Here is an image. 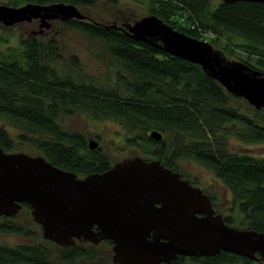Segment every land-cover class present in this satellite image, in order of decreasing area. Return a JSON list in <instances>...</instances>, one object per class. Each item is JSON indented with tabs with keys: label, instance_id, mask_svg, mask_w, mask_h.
I'll use <instances>...</instances> for the list:
<instances>
[{
	"label": "trees",
	"instance_id": "1",
	"mask_svg": "<svg viewBox=\"0 0 264 264\" xmlns=\"http://www.w3.org/2000/svg\"><path fill=\"white\" fill-rule=\"evenodd\" d=\"M57 2L93 5L91 0H8L7 4ZM148 14L215 48L223 35L236 37L239 42L233 43L229 37L221 49L226 57L237 55L234 59L264 71L262 3L148 0ZM62 23L95 45L113 80L86 72L75 55H63L64 49L54 38L26 33L11 43L13 35L0 31V147L6 152L21 151L20 144H29L53 165L79 177L103 172L112 166L110 159L98 146L89 149L88 140L64 128L62 122L73 113L112 120L129 133L125 140L129 145L140 147V156L158 160L191 185L196 183L185 177L180 161L190 159L204 167L229 191L231 211L242 220L236 224L231 215H223L224 222L264 232V156L229 149L231 139L246 144L264 142V108L255 109L242 97L228 93L199 65L134 40L120 29L87 16ZM233 48L243 55L234 54ZM8 128L15 129L16 135L12 137ZM151 130L161 133L160 141L149 139ZM22 205L21 210L28 211V204ZM0 233L35 238L16 215L0 216ZM103 243L77 241L58 246L41 239L0 244V264H91L102 260L112 264V243ZM256 263L262 264L221 250L212 256H178L166 264Z\"/></svg>",
	"mask_w": 264,
	"mask_h": 264
},
{
	"label": "water",
	"instance_id": "2",
	"mask_svg": "<svg viewBox=\"0 0 264 264\" xmlns=\"http://www.w3.org/2000/svg\"><path fill=\"white\" fill-rule=\"evenodd\" d=\"M85 17L75 5L63 2L0 3V24L5 27L37 19L40 27L48 28L54 20ZM123 26L107 27L199 65L228 93L255 109L264 108V71L227 58L208 41L179 32L153 14ZM147 136L162 138L155 130ZM87 145L94 149L97 142L89 139ZM23 203L45 240L59 246L110 240L113 264H166L178 256H212L221 250L264 264V232L226 224L201 188L156 159L125 157L103 172L79 177L42 155L0 147V216L16 215Z\"/></svg>",
	"mask_w": 264,
	"mask_h": 264
},
{
	"label": "rangeland",
	"instance_id": "3",
	"mask_svg": "<svg viewBox=\"0 0 264 264\" xmlns=\"http://www.w3.org/2000/svg\"><path fill=\"white\" fill-rule=\"evenodd\" d=\"M91 1L93 2V5L90 8H77L87 17L107 26L114 24L124 27L123 25L125 23H131L134 20L132 17L138 19L139 16L145 15L148 12V0H115V3H112L110 0ZM7 2L8 0H0V3L2 4L8 5ZM22 4L25 3H21V5ZM125 13L128 14L126 18L123 17L125 16ZM0 28L2 34L9 32L13 35L11 43H15V38H19L23 36V34L32 32L45 35L46 39L54 38L58 44L62 46V49H64L63 55H75L81 65L84 66L86 72L96 75L101 80L106 77H108V80L110 81L113 80V73L97 56L98 50L95 45L91 44V42L81 33L65 27L61 21H52L48 28L40 27L39 20L37 19H33L31 22L17 23L9 27L1 25ZM229 37V40L233 43L240 41L236 37L225 34L219 39L216 48L221 50L223 46L226 45L225 42ZM231 51H233L234 54H241L240 50L234 48ZM241 55H243V53ZM236 56L237 55H233L229 58L234 59ZM62 125L67 130L82 134L86 140L94 139L97 142V146L99 145L98 147L112 163L125 157L140 155L139 146L129 145L125 141L126 138L129 137V133L112 120H95L84 113H73L63 119ZM8 130L12 137L13 135H16L15 129L8 128ZM16 143H18L17 140ZM19 149L30 155L39 154L29 144H20ZM229 149L233 152H240L243 154L254 153L264 156V142L258 144H246L236 139H231L229 141ZM144 157L149 158L148 156ZM180 168L186 178L196 183V186L202 188L213 197L217 212L222 215H231L236 224L241 223V216L234 210L231 211L233 205L229 191L218 179L214 178L204 167L190 159L181 160ZM16 216L18 221L26 224L27 228L35 234V238H25L20 235L0 233V244L15 245L26 242L41 241V239H44L42 237L41 229L32 220L29 211L20 210ZM100 264L106 263L102 260Z\"/></svg>",
	"mask_w": 264,
	"mask_h": 264
},
{
	"label": "flooded vegetation",
	"instance_id": "4",
	"mask_svg": "<svg viewBox=\"0 0 264 264\" xmlns=\"http://www.w3.org/2000/svg\"><path fill=\"white\" fill-rule=\"evenodd\" d=\"M31 21H32V20H31ZM31 21H30V22H31ZM98 146H99V145H98ZM199 188H200V187H199ZM201 189H202V188H201ZM202 190H203V189H202ZM203 192L206 193V194L210 197V195H209L207 192H205L204 190H203ZM210 200H211V204H212L214 210L216 211V209H215L216 206H215V204H214L215 202L212 201L211 197H210ZM22 206H23V205H22ZM28 207H29V206H28ZM21 208H22V207H21ZM20 210H21V209H20ZM28 211H29V208H28ZM216 212H217V211H216ZM77 241H78V242H83V241H80V240H76L75 243H76ZM83 243H89V242H83ZM54 244H55V243H54ZM90 244H91V243H90ZM103 244H104V243H103V240H101V241L98 242L97 244H92V245H101V246H102ZM56 245H57V244H56ZM58 246H59V245H58ZM111 246H112V244H111ZM111 246H110V251H111ZM110 255H112V251H111V254H110ZM101 262H102V261H100V262L97 261V262H94V263H91V264H100ZM110 262L112 263V261H111V257H110ZM112 264H113V263H112Z\"/></svg>",
	"mask_w": 264,
	"mask_h": 264
},
{
	"label": "bare ground",
	"instance_id": "5",
	"mask_svg": "<svg viewBox=\"0 0 264 264\" xmlns=\"http://www.w3.org/2000/svg\"><path fill=\"white\" fill-rule=\"evenodd\" d=\"M76 7H77V6H76ZM85 18H86V17H85ZM85 18H84V19H85ZM112 25H113V24H112ZM108 26H111V25H108ZM116 26H117V25H116ZM117 27H122V26H117ZM117 29H119V28H117ZM120 30H121V29H120ZM33 34H37V33H33ZM151 131H153V130H151ZM149 132H150V131H149ZM149 132H148V133H149Z\"/></svg>",
	"mask_w": 264,
	"mask_h": 264
}]
</instances>
